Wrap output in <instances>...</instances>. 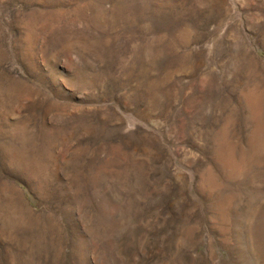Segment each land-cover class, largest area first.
Segmentation results:
<instances>
[{"label":"rangeland","instance_id":"1","mask_svg":"<svg viewBox=\"0 0 264 264\" xmlns=\"http://www.w3.org/2000/svg\"><path fill=\"white\" fill-rule=\"evenodd\" d=\"M0 264H264V0H0Z\"/></svg>","mask_w":264,"mask_h":264}]
</instances>
